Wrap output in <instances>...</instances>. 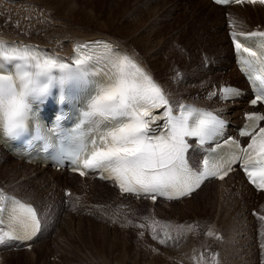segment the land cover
<instances>
[{
    "label": "snow or ice",
    "instance_id": "6c2138e0",
    "mask_svg": "<svg viewBox=\"0 0 264 264\" xmlns=\"http://www.w3.org/2000/svg\"><path fill=\"white\" fill-rule=\"evenodd\" d=\"M242 2L215 0L217 4ZM231 40L238 65L256 93L251 105L264 102V32L233 31ZM0 58L15 62L14 71L0 74V131L9 138L28 133L32 101L46 98L54 86L85 82L94 86L95 94L87 110L81 111L69 147L58 161L62 164L66 158L72 171L81 176L100 171L106 174L102 178L113 179L122 192L144 194L153 201L156 195L178 200L191 196L206 180H223L239 165L248 180L264 190V127L260 126L264 114L246 116L247 124L239 131L248 138L246 146L233 138L223 139L224 119L190 105L179 104L174 110L164 90L133 57L103 40L77 44L69 62L29 46L3 43ZM221 91L222 99L240 95L232 87ZM65 99L61 96L58 102ZM61 119L62 113L57 122ZM34 139H46L39 127ZM190 150L202 153V161L190 163ZM42 219L31 203L0 189V245L32 240L41 230ZM258 219L264 222V216ZM207 235L216 236L211 230ZM165 237L171 238L167 232ZM212 259L219 264L216 256Z\"/></svg>",
    "mask_w": 264,
    "mask_h": 264
},
{
    "label": "rangeland",
    "instance_id": "374dc122",
    "mask_svg": "<svg viewBox=\"0 0 264 264\" xmlns=\"http://www.w3.org/2000/svg\"><path fill=\"white\" fill-rule=\"evenodd\" d=\"M0 2L2 3L0 7L4 4L0 8V28H2L0 30L5 32L7 29L8 31L20 30V32L32 33L39 29L46 30L52 22H55L78 33L94 31V33L118 35L125 39L130 35L141 37L145 32L143 29L149 27L152 28L149 36L151 40H154L159 37L160 33L154 27L159 25V29L164 30L168 39L177 44L174 50L170 46L166 48L174 62L173 76L176 82L186 84L193 93L197 91L199 84H202V88L205 87L206 91L211 83L217 82L214 78L211 79L212 81L208 80L210 75L201 77V71L204 68L206 71L208 69L203 66V55L210 56V50L217 55L219 53L220 56L223 52L215 46V42L220 41L218 35L209 36L198 30L203 28V19H205L206 26L215 21L213 17L216 14H208L209 3L203 17L204 9L197 14L193 10L190 12L193 4L199 2L196 0H0ZM15 3L17 8L14 7ZM200 3L201 0L199 8ZM12 5L16 11L10 8ZM18 7H21L19 14L17 9L20 8ZM232 13L234 14V11ZM241 14L247 21L252 19L243 12ZM253 17L256 18V14H253ZM223 33H226V28ZM197 39L200 41L198 44ZM202 50L204 51L201 53ZM225 53L231 55L230 49H227ZM212 57L214 56L211 55L208 58ZM175 61L184 64L175 65ZM157 72L162 75L160 71ZM191 72L200 74L198 79L201 83L191 79ZM227 72L228 70H225L223 74ZM160 75L156 73V76L162 78L163 75ZM204 90L202 94L194 93L201 101L204 100ZM190 95L184 94L182 97L186 98ZM0 166L4 167L7 172L13 169L5 163L2 164L1 159ZM12 173L13 175L8 172L4 176L0 174V189L7 188L27 198L43 187L41 185L38 188L37 184L21 187V184L14 180L21 176L23 171L16 169ZM76 184L77 182L74 181V188ZM212 188L214 191L211 190ZM212 188L206 192V197L181 208H172L178 207L180 203L164 204L171 208L162 205L150 207L133 204H120L121 206L117 207L116 195L106 197L113 201L112 206L108 203V207L100 199H90L91 206L94 205L99 210L105 207L102 211L104 217L89 216L84 212L86 209H81L80 211H83L81 221L72 223L70 220L65 229L62 228V220L57 222L56 217L52 221L48 219L44 229L45 235L41 237L42 239L40 238L39 243L34 245L33 254H28L27 250L20 248V250H10L9 255H3L1 253L7 247H2L0 264H91L90 262L119 264L120 260L125 261V264H214L213 256H216L219 264H237V262L247 264L249 258L254 259L253 250L259 252L257 264H263L264 248H261V244H264V239L259 235V230L264 228V222L259 219L253 220L254 229L257 230L255 233H258L256 238L259 240L256 244L252 240V235L245 233V230L250 231L249 227H246L248 219L237 212L238 204L231 201L219 208L216 202V187L212 186ZM42 198L40 204L44 205ZM242 199L243 197L239 200ZM129 202L132 203V200ZM35 203L38 202L35 201ZM57 203L58 200H56ZM255 203H258L257 199ZM63 207L72 214L76 212L73 205ZM57 208L56 211L60 212L62 204ZM47 213H52V209ZM254 213L255 211H251V215L256 217L257 214L254 215ZM88 217L94 221L87 220ZM95 220L100 223L98 224ZM153 226L156 239H153ZM189 226L194 227L189 230ZM209 230L213 231L219 239L216 236L209 237L207 235ZM166 232L171 237L170 239L165 237ZM161 239H166L167 242L161 244L159 242ZM246 255H248L247 258H245ZM182 256L189 262L183 261Z\"/></svg>",
    "mask_w": 264,
    "mask_h": 264
},
{
    "label": "bare ground",
    "instance_id": "6f19581e",
    "mask_svg": "<svg viewBox=\"0 0 264 264\" xmlns=\"http://www.w3.org/2000/svg\"><path fill=\"white\" fill-rule=\"evenodd\" d=\"M196 1L200 2V0H196ZM199 2L198 3L195 2L193 4V7L190 10V12L193 10L197 14L198 12L204 9V13H203V17H204L205 10L209 8L208 14L212 13L213 15L216 14V16L213 17L215 21L210 22L208 26H206L207 24H204L205 19L202 18L204 25L202 24L203 28L198 27L199 28L198 30L209 36L218 35L220 41H216L215 46L219 47L220 50H223L221 56L219 55V53L217 55L213 50H210V56L211 55L214 56L211 58L212 60L208 58L210 56H208L207 54L203 55V60H204L203 66H205L210 61H211L210 62L211 64H210V68H208L207 71L205 70V68L201 71V77L205 75H210L211 77L208 80H211L212 78H214L215 81L217 82L211 83L206 88V91L204 90L205 87L202 88V84H199L197 91H194V93H196V95L202 94L204 90L205 96H204V100L202 101L198 99V97H196V95L187 88L186 84L176 82L174 80L175 79L173 76L174 75V72H173L174 62L170 58L169 54L167 53L166 48L170 46L172 50H174L177 44L175 42H171V40L168 39V36L165 34L164 30L159 29V25H156V27H154L160 32L159 37H157L154 40H151V37L149 36L150 29H152L149 27H145L143 29V31L145 32L143 33L141 37L130 35L126 37L125 39H122L118 37V35L117 36L108 35L107 33H100V32L94 33V31L88 32V33H78L74 31H70L63 25L56 24L55 22H52L50 26H48L47 28L43 26L46 28V30L49 29L47 31L39 29L38 31H33L32 33H29V32H20V30H17L19 32L14 31V30L8 31L7 29H6L7 32L0 30V39L2 38L7 39L13 42L15 45L26 44L27 46H38V47L45 48L49 53L55 54L65 61H68L73 55L72 53L73 47L76 44L83 43L89 40L90 41L97 40L100 38L107 39L108 41L113 43V46L116 49L122 51L123 53L135 56L138 60H140L147 67V69H149V71L154 75L156 79H158V81L162 85L165 93L170 99V103L173 106L174 110L176 106L179 104L194 103L198 106L206 107L208 109L214 110L218 112L220 115L226 116V118H228L232 123L231 127H235V125H241L243 123V115L245 111L253 110V109L246 110L247 103H248L247 100L249 99V96H245L243 98V101L235 102L233 105H223L217 99L213 98L216 90H220V88L225 85H235V86L241 87L243 90L246 89L245 88L246 84L243 78L241 77V75L238 73V71L234 67V54H233L232 45L228 37V31L230 29L229 20L233 21V23H235L236 26L240 27L242 30H245L246 32L251 31L256 25H264V7L259 4L246 3L240 6L230 7L227 9V8H222L220 6L212 4L210 0H201L200 8H199L198 7ZM208 3L210 5L208 6V8H206ZM2 6L0 8H2ZM13 6L14 5H12V7L10 8L13 9ZM14 7H16V3ZM18 8H20L19 9L20 11L17 9V12L19 14L21 13V7H18ZM232 11H234V14L232 13ZM242 12L245 13L246 15H249V18L252 17V19L250 18L247 21L246 18L243 16V14H241ZM227 13H230L229 18H226ZM253 14L254 15L256 14V18L253 17ZM194 17H196V15ZM224 28H226L225 34L223 33ZM154 36H156V34H154ZM196 43L197 44L200 43L199 39L196 40ZM227 49H230L231 55H228L225 53ZM203 51L204 50H202L201 53ZM182 60L185 61L183 57H182ZM183 64L180 61H175V65H183ZM225 70H228V72L224 75L223 72ZM157 71H160V73L163 75L162 78H159L158 76H156V73L160 75ZM190 77L191 79L198 80L199 82L198 77H200V74L191 72ZM235 78H238V80H234ZM184 94L186 95L191 94V95L190 97L184 98L182 97V95ZM191 153H193V151H191ZM200 158L201 156H199L198 151H197V154L194 155V160H199ZM0 159H1L2 164L5 163L7 164L8 167L13 168L12 171L8 170V172L11 175H13L12 172L16 169L17 170L21 169L23 171L21 176L16 177L14 180L16 183L21 184V187L22 186L30 187L31 185H36V184L38 188L41 185L43 186L42 189L40 190L38 189V191H34L31 194V196L27 198L25 196H22L21 194L11 192L7 188H4L6 189L4 190V192L14 194L18 197L23 198L29 203L35 204L40 214L43 216L44 225L42 228V233L37 241L31 243L33 244V246L39 243L40 240L42 239L41 237L45 235L44 229H45V224L48 219L52 221V219L56 217L57 222L62 220V223H63L62 228L65 229L66 227H68V222H70V220L72 223H75V222L77 223L81 221V218H82L81 215H83V211L81 212L80 210L90 208V204L92 202L91 200L100 199V201L101 200L104 201L102 203H105V205L107 204V207H108V203L111 204L113 201L108 200V198L106 197H109V196L114 197L116 195L117 199L116 197L115 199L116 201L118 200L117 201L118 204L116 205L117 207L120 204L122 205L133 204L135 206H148L149 205V204L145 205L144 202L138 203V202L132 201L131 203L127 201L126 198L120 197L116 193V191L110 187L109 184H104V183L102 184L99 181L91 179V178L82 179L76 175H68L65 172H57L50 168H41L40 166H33V165H29L23 162H19V160L15 159L11 155H9L7 151L2 150L1 148H0ZM8 172L5 170L4 167L0 166V174L4 176V174H7ZM14 174L16 173L14 172ZM74 181L77 182V184L75 185L76 188H74ZM212 186L216 187L215 189H216V194H217L216 195L217 206L220 208V206L223 204L229 203L231 201L236 202L238 204L237 212L244 215V218L248 219V222H247L248 225L246 227H249L250 231L245 230V233H247L248 235L250 233L252 235V240L255 243L259 242V240L256 238V234L258 233H255L257 230L254 229L253 220L258 219L259 216H264V194L257 193L255 190H253L247 184L246 180L242 177L240 173L232 174L222 181H209L191 199L185 200L182 202H177L176 204L180 203V205H178V207H172V208H181L182 206L192 205L194 202L198 201L200 198L206 197L207 196L206 192L209 191L212 188ZM67 190H72V195L70 197H65V192ZM211 190H213V188ZM200 195L201 197H199ZM41 197H43L42 199L44 201L43 202L44 205L40 204ZM241 197H243V199L239 200ZM63 199L64 200L71 199L72 200L71 203H73V206L76 208L77 213L73 212L74 214H72L71 211L69 210L66 211V209L63 207ZM255 199L258 200V203H255ZM56 200H58L57 204H56ZM60 200L62 202H60ZM35 201L38 203L36 204ZM61 204H62V209L60 210V212L56 211V209H58L57 208L58 205H61ZM158 205L171 208V206H165L163 201H161V203ZM92 207L97 211V215L99 218L104 217V214L102 213V211H104V208H105L104 206L100 210L94 207V205ZM50 209H52V213H47V211ZM251 211H255L254 215L257 214L256 217L251 215ZM56 214L58 215L56 216ZM88 218L87 220L94 221L90 219V217ZM95 221L98 222L97 220ZM99 223L100 222H98V224ZM257 226H258V223H257ZM262 232H264V228L259 230V235L261 236V238L263 237L264 239V235L261 234ZM46 233H48V231ZM22 247L23 246L13 244L11 248L4 249V252L1 254L9 255L10 250L12 249L20 250V248L22 249ZM33 250H34V247L31 251H26V252L29 254V253H32ZM253 255H254V259L249 258L247 261V264H257L258 263L259 252L257 250H253ZM247 257L248 255L245 256V258ZM182 258L183 256L181 257V259ZM182 260L185 261L186 263L189 262V260H185L184 258ZM90 263L93 264L92 262ZM118 263L125 264V261L120 260ZM237 264L239 263L237 262Z\"/></svg>",
    "mask_w": 264,
    "mask_h": 264
}]
</instances>
